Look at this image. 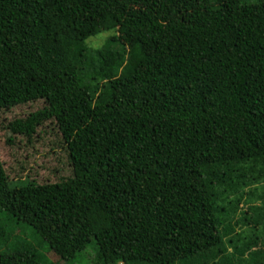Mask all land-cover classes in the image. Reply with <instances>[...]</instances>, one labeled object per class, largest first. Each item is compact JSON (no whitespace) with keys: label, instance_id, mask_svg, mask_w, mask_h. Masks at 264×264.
I'll list each match as a JSON object with an SVG mask.
<instances>
[{"label":"trees","instance_id":"trees-1","mask_svg":"<svg viewBox=\"0 0 264 264\" xmlns=\"http://www.w3.org/2000/svg\"><path fill=\"white\" fill-rule=\"evenodd\" d=\"M37 100L2 129L70 171L0 160V264H264V0H0V111Z\"/></svg>","mask_w":264,"mask_h":264},{"label":"rangeland","instance_id":"rangeland-1","mask_svg":"<svg viewBox=\"0 0 264 264\" xmlns=\"http://www.w3.org/2000/svg\"><path fill=\"white\" fill-rule=\"evenodd\" d=\"M111 33V31H103L89 37L85 42L93 47L101 46ZM41 105L42 101L37 100L0 111V160L9 179L29 176L36 182H51L55 181L58 175L70 171V167L66 166L68 165L66 152L61 137L53 123H45L38 128L37 134L29 143L24 136L7 133L2 129L3 124L15 118H24L29 112L36 110ZM59 168L62 169L58 170ZM23 227L19 229L21 235L30 239V228L24 224ZM40 253L56 264H67L61 261L57 262L56 257L52 254L49 256L44 249H41ZM82 254V260L73 262V264H89L91 262L92 255L95 254L94 241L87 244Z\"/></svg>","mask_w":264,"mask_h":264}]
</instances>
